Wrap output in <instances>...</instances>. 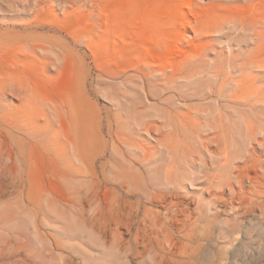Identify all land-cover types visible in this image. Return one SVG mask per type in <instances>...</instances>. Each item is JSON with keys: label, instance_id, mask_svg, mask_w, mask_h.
<instances>
[{"label": "rangeland", "instance_id": "rangeland-1", "mask_svg": "<svg viewBox=\"0 0 264 264\" xmlns=\"http://www.w3.org/2000/svg\"><path fill=\"white\" fill-rule=\"evenodd\" d=\"M183 11L174 27L178 54L159 62L148 52L152 45L130 47L129 28L112 25L109 0H0V264H264V196L226 245L216 219L209 218L211 226L202 221L182 228L170 213V246L163 250L158 223L164 209L177 194L197 198L202 184L184 182L176 193L165 188L163 170L148 173L141 165L126 169V179L115 175L112 130L116 122H129L133 111L157 115L150 118L162 127L158 133L171 131L166 140L173 138L177 149L178 174L213 172L204 158V168L184 158L192 141L191 118L183 115H195L201 103L179 101L160 82L143 86L137 75L169 73L208 53L204 59L216 64L238 55L235 40L226 38L232 31L212 34L219 38L203 44L204 31L230 19L264 25V0H185ZM148 30L141 25L143 38ZM155 133L133 137L151 149ZM71 141L79 161L69 170L62 152ZM190 207L197 217L196 206Z\"/></svg>", "mask_w": 264, "mask_h": 264}, {"label": "bare ground", "instance_id": "bare-ground-1", "mask_svg": "<svg viewBox=\"0 0 264 264\" xmlns=\"http://www.w3.org/2000/svg\"><path fill=\"white\" fill-rule=\"evenodd\" d=\"M184 8L185 0H109L112 25L115 28L124 26L129 28L132 36L128 35L127 39L134 37V42L127 41L130 47L142 46L147 49V45H152L151 51L148 52L159 62L171 61L178 54L174 27L182 21ZM230 20L229 24L225 23L226 26L229 25L227 27L222 23L223 25L214 24L209 27L206 25L208 28L201 25L198 28H207V31H204L207 32V36H204L203 44L219 38L211 37L212 34H221L226 29L232 31L233 33L226 34V38L235 40V46L240 48L237 56H229L225 61L216 64L207 60L208 53L203 60L186 67H173L169 73L161 69H151L147 73L139 71L137 75L143 86L151 84L152 81L160 82L163 86L162 91L172 90L179 101L186 102L191 99L201 103L200 107L194 105L196 106L193 108L194 116L191 113L183 115L185 118H191L187 128L192 141L191 149L183 148L184 158L193 168L203 167L204 158L209 169L213 171L210 175L201 171L177 173L175 169L177 149L171 140L173 138L166 140L171 131H167L166 136L158 133L159 130L162 132V127L159 130L155 128L157 126L153 125L150 118L152 112L151 115L138 116L139 114L133 111L135 116H132L129 122L124 124L116 122L117 129L112 130L114 140L111 153L116 159L113 167L117 178L126 179L130 176L126 169H130L132 165H141L148 173L163 170L165 188H171L177 191L176 193L185 189L184 182L190 183L191 186L194 183L202 184L197 192V198L189 201L177 194V199L164 209V222L158 223L162 246L165 244L170 246L165 226L170 213L175 215V220L182 228L195 227L202 221L211 226L209 218L216 219L218 238L223 240L225 245L231 243L240 231L241 221L258 207L257 201L264 196V25L246 20L236 24ZM142 24L149 29L144 38ZM193 30L197 33L195 35L200 33V29L198 33L195 26ZM179 108L181 110V107ZM176 112L179 110L176 109ZM71 114L69 118L73 121L76 110L74 109ZM157 117L156 115L154 118ZM160 119V123L164 124V120L162 122V118ZM152 133L157 136L154 138L156 144L151 149L133 137L140 135L148 137ZM67 144L66 148L63 146L65 150L62 152V158L66 160L65 169L71 170L74 164L78 163L79 156L75 141ZM258 171L262 172L261 176ZM246 182L248 189L245 187ZM156 197L154 194L150 196L151 199ZM191 203L196 206L197 217H194ZM194 236L192 230L186 234L189 239ZM221 253L224 254V250Z\"/></svg>", "mask_w": 264, "mask_h": 264}]
</instances>
